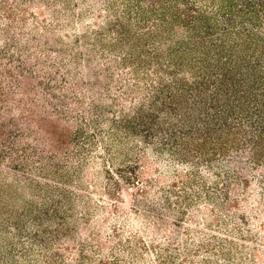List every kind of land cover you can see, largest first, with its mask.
<instances>
[{"label":"rangeland","instance_id":"obj_1","mask_svg":"<svg viewBox=\"0 0 264 264\" xmlns=\"http://www.w3.org/2000/svg\"><path fill=\"white\" fill-rule=\"evenodd\" d=\"M261 1L0 0V264H264Z\"/></svg>","mask_w":264,"mask_h":264},{"label":"trees","instance_id":"obj_2","mask_svg":"<svg viewBox=\"0 0 264 264\" xmlns=\"http://www.w3.org/2000/svg\"><path fill=\"white\" fill-rule=\"evenodd\" d=\"M245 3H251V2H250V1H247V2H245ZM260 5L263 7V6H264V2L261 1V2H260Z\"/></svg>","mask_w":264,"mask_h":264}]
</instances>
